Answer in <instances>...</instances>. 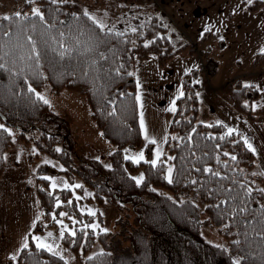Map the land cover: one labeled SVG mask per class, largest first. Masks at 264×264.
<instances>
[{"label":"trees","instance_id":"1","mask_svg":"<svg viewBox=\"0 0 264 264\" xmlns=\"http://www.w3.org/2000/svg\"><path fill=\"white\" fill-rule=\"evenodd\" d=\"M40 5L43 20L31 13L11 14L9 20L0 17V64L4 65L0 68V121L18 130L19 142L34 147L35 154L30 157L48 155L63 167L59 175L81 177L98 206L111 203L122 209L129 204L135 226L127 234L128 246H121V240L113 244L109 240L113 235L104 232L99 236L104 251L83 258L96 240L94 230L84 225L93 222V215H82L71 189H62L59 197L51 191L50 180L41 177L37 194L42 213L28 235V247L17 256L19 263L68 264L62 256L38 248L32 239L35 233L59 232L57 220L65 212L69 221L80 219L75 234L66 231L62 240L82 257V264H264V177L253 172L255 153L238 132L229 134L225 123L198 121L200 77L204 73L214 77L220 68L211 48L202 50L199 46L220 34L207 31L199 43L182 42L180 33L170 28L161 14L142 19L144 27L139 23V29L144 34L134 36L119 28L102 29L100 22L95 19L97 23H93L75 1L40 0ZM245 5L252 12L259 6L252 2ZM30 7L27 2L25 10ZM29 36L41 53L38 62ZM218 45L222 48L225 42L220 39ZM65 49L61 58L58 53ZM185 51L198 53L202 63L183 74V95L177 98L175 111L166 113L171 135L165 147L173 163L169 183L167 161H159L155 167L151 161L135 163L125 156L123 148L140 147L144 142L136 100V61L154 55L158 66L164 68ZM253 67L264 70V52L255 55ZM46 84L55 94L69 89L86 96L102 136L118 148L108 156L109 165L78 153L66 119L37 96V90ZM221 91L237 111L254 119L253 106L260 98L257 87L237 79ZM13 144L9 130L0 128V179L6 153ZM146 149L151 159L152 144ZM47 167L40 164L39 172ZM140 168L144 176L137 184L132 174ZM206 168L211 172H205ZM202 212L228 239V247L205 239Z\"/></svg>","mask_w":264,"mask_h":264},{"label":"rangeland","instance_id":"2","mask_svg":"<svg viewBox=\"0 0 264 264\" xmlns=\"http://www.w3.org/2000/svg\"><path fill=\"white\" fill-rule=\"evenodd\" d=\"M70 1L77 2L84 11L103 25L111 29L119 28L134 36L138 33L144 34L139 29L144 27L141 23L142 19L161 14L169 21V27L180 33L182 42L199 43L205 32L219 33L218 39L212 36L206 43L199 46L202 50L211 48L212 56L220 62V68L214 77H209L205 73L200 77L198 121L224 122L229 129L237 130L242 139L247 141L246 144H251L255 149L253 152L256 159L253 172L264 177V127L262 126L264 125L262 109L264 97L262 99L260 97L253 106L254 119L257 120L255 125L258 126L252 127L251 123L247 125L240 119L236 120L232 117L237 114L247 122L251 120L247 115L237 111L227 95L221 91L229 81L239 79L243 84L247 81L248 84L245 85L257 87L261 96L264 70L254 69L253 61L257 53L264 52V0H251L253 4H259L255 12L250 11L245 5L249 3V0H144L143 3H127L119 0ZM27 2L31 4V7L25 10ZM33 8L40 10V0L0 1V17L16 13L32 14ZM139 23L143 25L140 27ZM220 39L225 42L222 48L218 45ZM155 60L156 57L151 55L147 64L152 65ZM201 63L202 60L198 53L192 54L185 51L170 61V65L168 64L165 68H160L156 64L154 71L147 74L150 76L147 77L148 79L140 82L139 78V90L142 95H140L141 112L145 125V129H142L144 142L140 147L123 148L127 158L134 161L138 154L143 152L144 159L141 161H152L156 159V153L159 151L160 157L157 162L167 161L168 169H173V163L169 159L172 156L165 147L171 135L168 129L170 117L166 113L174 112L171 109L173 106L176 107V100L181 96L180 81L183 75L180 72H188ZM37 93L48 101L55 112L66 119L76 139V150L81 156L96 158L106 165L110 164L108 156L118 148L102 136L91 116V108L86 96L69 89L55 94L48 84L41 90H37ZM260 102H262L261 105ZM0 125L9 130L14 141L13 147L6 153V164L0 179V228L6 225L13 231L12 235H8V230H6L3 232L5 233L3 237L0 231V264H20L17 256L25 243L28 244V235L42 213L37 194L38 178L41 177H47L50 180L51 191L59 197H61L59 193L62 189H71L82 215L95 213L93 222L84 223L94 230L96 240L91 250L82 256L83 258H91L104 251V246L99 239L100 234L104 232L113 235L114 238H109L113 244L121 240V246L129 245L127 234L135 226V215L129 204H124L122 209L111 203H107L104 207L98 206L92 201V192L81 177L77 174L72 177L59 175L58 172L63 167L48 155L41 154L38 158L30 157L31 153L35 154L34 147L17 140L19 132L16 128L7 126L1 121ZM254 130L260 133V137H256ZM35 134L37 133L31 135ZM149 140L156 141L152 144L151 159L147 157L146 149L151 144ZM40 164H47L49 167L39 172ZM167 174L169 175L168 171ZM141 175H143L142 168L132 174L134 178H139ZM53 182L56 184L55 188L52 187ZM199 206L203 211V205L199 204ZM201 217V232L205 239L213 244L228 247V239L220 233L217 226L208 220L207 214L202 212ZM57 221L62 222H57L59 232L48 230L35 233L32 236L34 243L37 245L34 237H40V242L51 245L52 252L65 258L68 264H82V257H78L70 247L66 246L61 236L62 231L63 233L66 231L70 234L74 233L75 226L77 222L79 224L80 219L72 217L69 221L67 215H64ZM49 233L52 235L49 236Z\"/></svg>","mask_w":264,"mask_h":264},{"label":"snow or ice","instance_id":"3","mask_svg":"<svg viewBox=\"0 0 264 264\" xmlns=\"http://www.w3.org/2000/svg\"><path fill=\"white\" fill-rule=\"evenodd\" d=\"M52 2L55 3L56 0H52ZM249 2H251V0H249ZM32 14L35 15V16H38L41 20H43V18H44V17H43V14H42L41 11L39 10V8H33V10H32ZM16 15H17V16H20V13H16ZM84 15H85V16H88V18H89L90 20H92L93 23H97V21L95 20V18H94L93 16H91L87 11L84 12ZM2 19H3V20H9L10 17H8V16H4ZM98 26L101 27L102 29L105 27V25H103L102 23H100ZM133 31H135V29H133ZM4 35H9V34H8L7 32H5ZM61 36H63V33H61ZM27 39H28V41H29L30 43H32V53L34 54L35 59H36L37 62H38L41 53H40L39 51H37V49H36V47H35V42L32 41V37L29 36ZM145 46H147V45H145ZM61 48H63V45H62V44H61ZM52 50H53V51H56V49H52ZM66 51H67V49H65V50H63V51H60V52L58 53L59 56H60L61 58H63V57L65 56ZM32 58H33L32 56L29 57V59H32ZM3 67H4V65H3V64H0V68H3ZM138 86H139V85H138ZM29 91H35V90L32 89V88H29ZM181 95H183V93H181ZM37 96H38L39 99L44 100L43 96H40L39 94H37ZM136 100H137V101L140 100V96H139V95H137ZM44 103L47 104L48 101H47V100H44ZM174 104H175V102L173 101V105H174ZM171 110H172V111H175V107L173 106V108H172ZM0 128H3V125H0ZM141 128H142V129H145V125H144V121H143L142 114H141ZM5 130H6V129H5ZM233 131H234L233 129H229V130H228V133L231 134ZM145 138L147 139V133H146V130H145ZM149 143H151V144H155L156 141H155V140H149ZM246 143H247V141H246ZM248 148H249L250 150H252V151H255V149L252 148V145H251V144H248ZM57 151H59V149H57ZM225 155L227 156L228 153H225ZM159 157H160V152L157 151V153H156V159H153V160L151 161V164H152L153 167L156 166V164H157V160L159 159ZM143 159H144V154H143V152H141V153H139L138 156L134 159V162H135V163H139V162H140L141 160H143ZM169 159H172V158L170 157ZM231 159L235 160L236 157L233 156V157H231ZM204 171H205V172H211V169H207V168H206V169H204ZM171 172H172V169L169 168V169H168V173H169V175H168V177H167L169 183L172 182ZM213 174H214V175H218V173H213ZM45 179H48V178L46 177ZM134 179H136V183H137V184H140V183L142 182V180H143V175H141L139 178H134ZM193 183H195V181H193ZM52 187H53V188L56 187L55 182H53ZM76 187H80V185H76ZM262 191H264V190H262ZM92 214L94 215L95 213H92ZM59 215L64 216V215H66V213L61 212ZM53 218L55 219V217H53ZM57 222H58V223H62L61 221H57ZM63 234H64V233H63V231H62V232H61V236H63ZM74 234H75V233H72V235H74ZM48 235L51 236L52 233H49ZM34 239L37 241V247H38V248H42V249H43V248H47L48 251H52V246L40 242V237H34ZM24 247H25V248L28 247L27 243H25ZM54 254H56V253H54ZM234 264H239V261L234 262Z\"/></svg>","mask_w":264,"mask_h":264},{"label":"crops","instance_id":"4","mask_svg":"<svg viewBox=\"0 0 264 264\" xmlns=\"http://www.w3.org/2000/svg\"><path fill=\"white\" fill-rule=\"evenodd\" d=\"M151 57V56H150ZM150 57H148L147 59H145V60H138V61H136V64H135V68H134V71H135V76H136V79H137V84L139 85V78H140V82H141V80L143 81L144 79H148L147 77H150L149 75H147L150 71L151 72H153L154 71V69H155V67H156V64L157 63H154L155 61H157V60H155V61H153L152 62V65H150V64H147L148 62H149V59H150ZM177 57H179V55L178 56H176L175 58H177ZM175 58H173L172 60H170V61H173ZM185 59V58H184ZM170 63V62H169ZM168 63V64H169ZM155 64V65H154ZM170 65V64H169ZM165 68V67H164ZM182 75L184 74V73H186V72H180ZM180 74V75H181ZM247 83V81H245V84ZM248 84V83H247ZM262 88H261V90H262V92H261V99H262V97H264V82L262 83ZM138 95L140 96L141 95V93H140V90H139V86H138ZM142 96V95H141ZM261 103L262 102H260V105H261ZM142 103H141V101L139 100V105H140V121H141V114H142V112H141V109H142V105H141ZM262 109H263V112H264V103H262ZM234 114V113H233ZM264 114V113H263ZM255 115V114H254ZM232 117H234V119H236V120H238V119H240V121L241 122H244V123H246L247 125L249 124V123H251V125H252V127H256V126H258V125H255V122L257 121L256 119H251V120H249V122H247L246 120H244L243 118H241V116L240 115H237V114H234ZM224 123V122H223ZM263 127H264V125H262ZM235 127V126H234ZM233 127V128H234ZM234 131H236L237 132V130H235V129H233ZM255 131V133H256V137L258 138V137H260V133L257 131V130H254ZM14 145V144H13ZM28 146H30V145H28ZM27 146V147H28ZM13 147V146H12ZM11 229V228H10ZM9 228H8V226H4L3 228H0V231H1V237H3V236H5V233L3 234V232H5L6 230H8L7 232H8V235H12V233H13V231L12 230H10ZM32 229V228H31Z\"/></svg>","mask_w":264,"mask_h":264}]
</instances>
